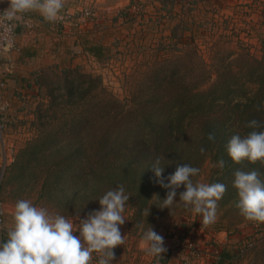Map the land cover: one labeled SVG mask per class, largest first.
<instances>
[{
    "label": "rangeland",
    "instance_id": "obj_1",
    "mask_svg": "<svg viewBox=\"0 0 264 264\" xmlns=\"http://www.w3.org/2000/svg\"><path fill=\"white\" fill-rule=\"evenodd\" d=\"M64 4L51 34L58 36L49 44L54 47L51 59L24 72L10 67L13 52L0 63L4 69L0 79L7 84L0 87V240L12 227L20 199L64 215L75 225L79 216L99 209L98 199L106 189L125 186L114 181V187L101 175L87 174L95 167L86 154L91 139L104 132L137 130L138 124L144 127L147 116L160 121L179 95L169 91L173 83L212 90L214 96H221L226 84L241 86L231 103L243 101L244 95L254 96L259 88L256 80L264 69V0H69ZM76 32L79 42L86 39L88 49L95 43L104 47L103 59L80 46H68V38ZM65 36L67 45H60ZM14 76L21 82L13 85L7 80ZM234 124L226 113L195 120L185 146L189 151L193 145L205 151L192 157L200 166L194 183H225L218 181L222 174L217 171L221 160L217 147H201L200 142L207 128L213 127L232 137L239 129ZM60 131L67 134L55 138ZM136 168L141 171L142 165ZM50 169L55 171L44 185ZM95 169L101 171L102 165ZM57 173L59 181L54 177ZM260 178L264 180V175ZM183 190H178L177 200ZM237 201L236 191L226 187L217 202L215 222L203 225L202 217L182 204L172 210L150 206L147 216L149 207L140 212L128 200L121 226L125 243L114 249V264H157L141 247L140 225L152 226L165 239L168 250L159 264H217L223 252L231 254L223 264H264V225L246 221Z\"/></svg>",
    "mask_w": 264,
    "mask_h": 264
},
{
    "label": "clouds",
    "instance_id": "obj_2",
    "mask_svg": "<svg viewBox=\"0 0 264 264\" xmlns=\"http://www.w3.org/2000/svg\"><path fill=\"white\" fill-rule=\"evenodd\" d=\"M8 7L0 11V28L5 33L12 30V22L22 14L36 12L43 21L54 23L64 9V0H0ZM252 129L246 136L233 135L228 142L227 152L235 163L248 160L264 165V124L255 119L248 122ZM208 139L215 140L213 134ZM201 153L205 151L200 149ZM159 159L152 167L155 182L166 190V197L154 204L160 210H172L182 204L193 215L202 217L201 224L210 225L216 220L218 201L222 199L226 185L222 183L193 182L200 169L189 164H179L176 170L164 177L165 168L159 166ZM224 167V161H219ZM261 173L236 171L233 187L237 190L236 207L246 221L257 226L264 225V180ZM179 200H177L178 190ZM152 198V199H153ZM130 197L123 185L107 191L98 199L99 209L90 211L86 217L73 220L60 214H53L47 208L34 205L30 200L20 199L15 204L12 227L7 231V239L0 240V264H114L117 246L125 243L121 226L125 224V206ZM151 199V200H152ZM153 206V205H152ZM151 206V207H152ZM151 207L145 210L150 215ZM141 247L147 254L159 260L167 252L165 239L154 228H144Z\"/></svg>",
    "mask_w": 264,
    "mask_h": 264
},
{
    "label": "trees",
    "instance_id": "obj_3",
    "mask_svg": "<svg viewBox=\"0 0 264 264\" xmlns=\"http://www.w3.org/2000/svg\"><path fill=\"white\" fill-rule=\"evenodd\" d=\"M96 44V45H95ZM90 47V52L99 60L103 59L101 45L95 43ZM258 83V91L254 96H243V101L231 103L233 95L241 90V86L237 89L235 85L226 84L221 96L213 95L211 91H200L191 85L170 86L169 91L178 95L176 100H172L170 103L169 113L159 120L151 121L147 116L144 120L146 122L143 126L138 124L137 133L135 129L126 132H107L101 137H94L93 141L87 148V156H89V163L95 165L88 171V175H101L103 179H107L109 185L117 181V184L123 183L125 186L128 184L131 188L130 191L125 192L130 195V202L138 208L140 212L146 207L152 206L158 210L154 204L159 203V198L154 197V194H159L161 199L166 197V190L161 188L155 182V174L153 166L157 159H159L160 167L165 168L163 173L164 177L172 174L176 170V166L179 164H189L193 167L199 168L196 165L195 160H192L194 155L200 152L197 149V145H193L190 149H186L185 146L188 143L187 135L190 132V128L195 126V120L201 119L202 122L205 118H209L213 115L229 114L230 118L234 119V125L239 129L233 135L246 136L252 129L247 127L249 121L255 119L264 124V69L259 78L256 80ZM71 90L70 87H68ZM90 90H86L89 93ZM82 93L83 96L86 94ZM225 100L224 103H220L218 100ZM199 125L196 123V128ZM124 130V129H123ZM224 129L220 128H207L206 138L201 140V147L212 146L217 147V153L219 158L224 161V167L218 168L217 171L222 174V179L218 181H225L224 185L230 187L232 190H237L233 187L234 173L236 171L250 172L256 170L264 175V165L259 161L256 163H250L248 160H243L240 163H235L231 160L227 152V145L231 136H225L221 133ZM259 130H264L261 128ZM230 132V131H229ZM215 136V140L208 139L209 134ZM67 134L65 131H60L56 136L61 137ZM200 147V148H201ZM120 153V154H119ZM32 154V153H31ZM32 156H34L32 154ZM122 159L121 163L116 161ZM204 159V158H203ZM115 160V161H114ZM58 165V163L56 164ZM97 165H102V170L97 171L95 168ZM110 168H106L107 166ZM142 170L139 171L141 167ZM109 169V170H108ZM48 172L44 185L50 178L54 171ZM108 170V171H107ZM56 181L60 180L58 173L55 174ZM74 180L76 175L73 176ZM193 181H196V176L193 177ZM114 187L117 186L114 182ZM120 186V185H119ZM118 187V186H117ZM115 187V188H117ZM97 189H102L98 186ZM107 191L112 188L106 189ZM106 191V192H107ZM235 193V192H234ZM153 198V199H152ZM152 199V200H151ZM7 236L2 235L1 240H6ZM230 252L221 257L217 264H223V258L230 257Z\"/></svg>",
    "mask_w": 264,
    "mask_h": 264
},
{
    "label": "crops",
    "instance_id": "obj_4",
    "mask_svg": "<svg viewBox=\"0 0 264 264\" xmlns=\"http://www.w3.org/2000/svg\"><path fill=\"white\" fill-rule=\"evenodd\" d=\"M68 1L69 0H64V3ZM7 7V3L0 4V11L5 10ZM59 18H61V14ZM14 23L17 31L18 49L13 51L10 57V59L13 58V62L10 65V67H12V70L15 69V71L17 72L20 70L22 72L28 71L29 69L32 70L35 64L41 63L45 61V59H51L49 58V56L51 57L54 54V47L49 44L51 43L52 39L54 41L56 39L58 40V36L51 35L54 32V26L56 25V23L58 24V21L54 23H48L43 21V18L38 13L28 12L22 14L18 19L14 21ZM49 27L52 30H50ZM46 30L49 31L48 36L47 34H45ZM78 33L79 32H76L75 35H72L70 38H68L69 35L65 36L64 38H62L60 45H67L66 40L68 38V43L70 44L68 46H70L71 48H76L77 46H80L81 48H83V50H87V52L90 51L88 49V46H86V39L83 42H79L78 39H80V35ZM43 38H47L48 41L47 39ZM66 50L68 51L67 48ZM72 51L73 49L70 52L68 51L69 54H71ZM2 71L4 72V69H0V73H2ZM15 75L18 74L15 73ZM3 77H5V75H3L2 78ZM7 80L13 85L21 82V78L16 79V76Z\"/></svg>",
    "mask_w": 264,
    "mask_h": 264
},
{
    "label": "built area",
    "instance_id": "obj_5",
    "mask_svg": "<svg viewBox=\"0 0 264 264\" xmlns=\"http://www.w3.org/2000/svg\"><path fill=\"white\" fill-rule=\"evenodd\" d=\"M12 24V30L8 33H5L3 29L0 28V63L5 56L18 49L17 31L14 21L12 22ZM1 86H6V82L0 79V87Z\"/></svg>",
    "mask_w": 264,
    "mask_h": 264
}]
</instances>
